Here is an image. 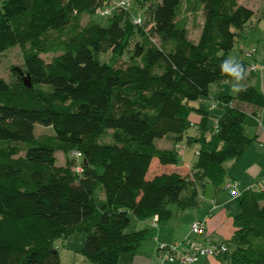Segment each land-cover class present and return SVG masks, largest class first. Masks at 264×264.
<instances>
[{
  "label": "trees",
  "instance_id": "trees-1",
  "mask_svg": "<svg viewBox=\"0 0 264 264\" xmlns=\"http://www.w3.org/2000/svg\"><path fill=\"white\" fill-rule=\"evenodd\" d=\"M150 1L130 0L128 10L101 16V23L94 17L112 7L104 6L110 0H0V54L14 47L23 52L12 80L0 78V264H61L54 242L76 233L86 235L82 255L91 263L131 264L152 236L135 230V221H169L170 205L179 212L197 208L207 184L227 191V163L256 140L245 133L244 106L264 107V95L246 84L255 74L254 56L237 61L246 76L235 96H219L224 110L212 136V108L204 98L213 85H231L219 64L256 13L239 0ZM198 11L200 35L193 40L188 21ZM85 15L91 20L82 25ZM109 53L115 61L102 62ZM126 54L128 65L117 67ZM193 113L200 117L194 138L188 137ZM37 124L53 134L36 136ZM184 137L199 145L189 172L151 178L155 160L163 168L183 166ZM164 139L173 147L159 148L157 140ZM236 200L240 212L230 241L236 249L220 257L264 264V190L249 189Z\"/></svg>",
  "mask_w": 264,
  "mask_h": 264
},
{
  "label": "crops",
  "instance_id": "crops-1",
  "mask_svg": "<svg viewBox=\"0 0 264 264\" xmlns=\"http://www.w3.org/2000/svg\"><path fill=\"white\" fill-rule=\"evenodd\" d=\"M252 26L247 25L243 36L239 38L238 47L240 54L235 55L233 59L235 61L244 60L245 53L249 49L258 47V51L254 55V62L260 67V70L254 74L249 83L256 80L254 87L264 95V35L261 33L255 35L251 30ZM249 85L252 86L251 84ZM221 94L224 93L222 92ZM199 104L200 102L193 105L198 107ZM244 107L247 112L245 133L248 137L255 138L256 140L239 160L227 163V167L229 166V181L237 184V190L240 194L262 182L264 179V107L257 108L251 105H245ZM249 115L250 117H248ZM190 119L192 126L197 130L196 135L192 136L194 138L199 135L197 125L200 122V117L197 122L192 120V115ZM260 121L262 124H260ZM188 137H190L189 134ZM172 147L173 143L170 142V146L167 148ZM191 167L190 165H183L180 168L165 167L164 171L178 170L189 172ZM156 174V171H153L150 177L152 178ZM199 196L203 198L200 199L201 203L197 208L184 212L174 209L175 213L173 217L169 221L158 222L156 228L153 226L155 218L146 221H135V230H149L152 232V236L142 244L131 264H183L180 262L163 261L159 257L158 245L159 243L172 244L183 241L190 232L192 224L196 221H205V230L199 234H192L191 238L198 243L211 241L218 245H226L230 249L229 242L235 232L233 216H236L240 212L239 205L236 203L237 200L231 198L229 192L225 189L219 190L215 187L213 189L204 187V191ZM195 264H229V261L224 257H202Z\"/></svg>",
  "mask_w": 264,
  "mask_h": 264
},
{
  "label": "rangeland",
  "instance_id": "rangeland-1",
  "mask_svg": "<svg viewBox=\"0 0 264 264\" xmlns=\"http://www.w3.org/2000/svg\"><path fill=\"white\" fill-rule=\"evenodd\" d=\"M119 1L120 0H110V2H107V4H105L104 6L105 7L108 5L113 6L114 3L119 2ZM160 1L161 0H151L150 2H148V4L151 5V3L154 4V3H157ZM239 1L242 5L246 6L247 8H249L253 11H255V13H256V15L253 17L252 21L249 23V25H253L251 27L252 32L255 35L258 33H261L262 35H264V0H239ZM148 4L146 3V6ZM135 6L137 7V8H135V11H136V10H138V6L136 4H135ZM104 9H107V8H104ZM143 10L146 11L147 10L146 7L145 8L143 7ZM96 14H98V11ZM94 18L96 21H99L101 23L105 22V19L99 15H95ZM90 20H91V17L89 15H85L83 17L82 25H86ZM201 23H202L201 11L193 13L189 16L188 34H189V37L191 39L198 40ZM149 39L155 45L160 44L159 39L156 37H149ZM134 43L131 45V47H130L131 49L133 48ZM238 46L239 45L237 43L235 50H233L229 54L228 57L234 58L235 55L240 54V50H239ZM255 49L258 51V47H255ZM110 55H111L110 53L109 54H103V55H101L100 60L102 62L112 61V63H113L115 60H111ZM42 57L46 61H50L52 56H42ZM128 63H129V56H128V54H126L122 59L118 60L115 65L117 67H125L126 65H128ZM13 67H19V68L23 67V52L19 47L10 48L9 50L0 54V78L7 81V82H10L12 80L11 69ZM253 81H252V83L248 82L246 84L248 86H250L249 84L254 86V83L256 82V80H253ZM222 92L225 95H231V96H235L237 94V92L233 91L232 86L228 82H223L220 87L213 85L211 87L210 97L204 98V101L208 105L209 109L211 108L212 104H215V105L217 104V107L215 109H212V110L210 109V117H209V122H208V134H209V136L214 135V133L216 131V122L224 110L223 105H221L218 102L219 95ZM248 117H250V115ZM192 120L197 122L199 120L198 115L193 113L192 114ZM34 132H35L36 136H39L41 134H53L52 128L44 127V126H41L39 124L35 125ZM196 133H197V130L193 126L188 131V134L190 137H192L193 135H196ZM185 139L179 145V147H180V151H179L180 155L179 156H180L181 160L184 162L183 165L192 166L198 160V156L196 155V152L199 150V145L194 144V143L191 144L188 142L187 138H185ZM103 140L105 142H108L109 137H106ZM170 142H171L170 140H157V146L159 148L164 149V148H167L168 146H170ZM15 144H17V143H15ZM21 144H23V143H21ZM4 146H9V145L5 144ZM19 149L21 150L19 156L23 157L25 155V147L19 145ZM56 161H57L58 166H63L65 164L66 160H65V156H64L63 152L58 151L56 153ZM152 171H156V173L160 172V171H164V168L159 164L158 160L154 161ZM205 188L213 189L214 187L211 184H207L205 186ZM202 191H204V190H202ZM100 193H102V189L97 190V194L99 197H101ZM199 198L202 199L203 197L199 196ZM236 203H238V202H236ZM170 208L174 210V209H176V206L170 205ZM233 217H235V216H233ZM233 220H234V218H233ZM85 240H86V235L81 234V233H76L73 236L66 238V239L60 238V239L55 240L54 246L60 254L61 264H93L82 255V249H83V245H84ZM229 247L232 251L234 249H236V245L233 242H229Z\"/></svg>",
  "mask_w": 264,
  "mask_h": 264
},
{
  "label": "built area",
  "instance_id": "built-area-1",
  "mask_svg": "<svg viewBox=\"0 0 264 264\" xmlns=\"http://www.w3.org/2000/svg\"><path fill=\"white\" fill-rule=\"evenodd\" d=\"M131 7L130 0H120L119 2L114 3V5L111 8L107 9H99L98 14L102 17H107L112 15V13L116 10H128ZM135 25H142L143 24V17L141 15H137L135 19L133 20ZM257 50L255 48L249 49L245 53V57L247 59L252 60L253 56ZM250 70L252 72L257 73L260 70V67L257 66L256 63H252L250 66ZM217 107V104H212L211 108L215 109ZM260 124L262 122L260 121ZM77 161L82 160V155L80 153H74ZM196 155L198 156L199 153L196 152ZM83 166L79 163L75 166V171L79 174L83 173ZM226 189L231 195L233 199H238L241 194L237 190V184L235 182H229L226 185ZM250 189L253 190H264V179L262 182L258 183L255 187H252ZM159 222V218L156 216L154 219L153 226L156 228L157 224ZM205 230V221H196L192 224L190 232L186 235L183 241L178 243H172V244H165V243H159L158 245V252L159 257L163 261H169V262H180L183 264H195L197 263L202 257H211V258H217L224 254H226L229 249L226 245H218L211 241H206L205 243H198L193 238H191L192 234H199L202 233Z\"/></svg>",
  "mask_w": 264,
  "mask_h": 264
},
{
  "label": "clouds",
  "instance_id": "clouds-1",
  "mask_svg": "<svg viewBox=\"0 0 264 264\" xmlns=\"http://www.w3.org/2000/svg\"><path fill=\"white\" fill-rule=\"evenodd\" d=\"M219 68L222 73L230 77L233 91L239 92L242 88V81L246 76V69L231 57L222 60Z\"/></svg>",
  "mask_w": 264,
  "mask_h": 264
},
{
  "label": "water",
  "instance_id": "water-1",
  "mask_svg": "<svg viewBox=\"0 0 264 264\" xmlns=\"http://www.w3.org/2000/svg\"><path fill=\"white\" fill-rule=\"evenodd\" d=\"M24 81H25V85L27 87H31V83H30V79L29 78H26Z\"/></svg>",
  "mask_w": 264,
  "mask_h": 264
}]
</instances>
